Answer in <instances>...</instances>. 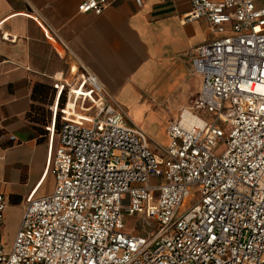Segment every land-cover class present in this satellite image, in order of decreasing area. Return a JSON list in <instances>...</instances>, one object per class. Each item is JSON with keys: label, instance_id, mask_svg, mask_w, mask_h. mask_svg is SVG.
<instances>
[{"label": "built area", "instance_id": "2783aa9c", "mask_svg": "<svg viewBox=\"0 0 264 264\" xmlns=\"http://www.w3.org/2000/svg\"><path fill=\"white\" fill-rule=\"evenodd\" d=\"M188 1L184 20L216 37L193 49L199 90L168 122L162 156L94 76H79L72 87L87 96L69 86L59 110L53 191L27 204L8 253L0 195V264H264V8ZM108 5L79 0L77 12ZM70 100L82 117L67 119ZM125 215L150 223L145 236L125 233Z\"/></svg>", "mask_w": 264, "mask_h": 264}, {"label": "crops", "instance_id": "0c3cea01", "mask_svg": "<svg viewBox=\"0 0 264 264\" xmlns=\"http://www.w3.org/2000/svg\"><path fill=\"white\" fill-rule=\"evenodd\" d=\"M78 3L0 0V195L12 238L27 204L53 191L49 169L69 85L94 76L131 123L167 145L168 122L199 90L193 49L216 37L206 21L184 20L188 0H108L101 15L78 13ZM47 176L52 191L39 194Z\"/></svg>", "mask_w": 264, "mask_h": 264}, {"label": "rangeland", "instance_id": "374dc122", "mask_svg": "<svg viewBox=\"0 0 264 264\" xmlns=\"http://www.w3.org/2000/svg\"><path fill=\"white\" fill-rule=\"evenodd\" d=\"M259 3L263 5L264 0H259ZM71 82H72L71 79L68 80L69 84H71ZM69 86L72 87L73 85L71 84ZM74 88H77V87L74 86ZM146 135L150 140L152 139L151 145H150V149L152 150V152H154L155 154L159 156H162L160 148H163L164 146H166V142L155 140L150 135L148 134ZM223 151H224L223 143L220 141L218 142V152L222 153ZM52 188H53V178L51 176H47L39 190V194L47 195L52 191ZM195 191H197V189H195ZM198 198H199L198 194L195 193L194 198L188 202V209L198 201ZM124 221H125V233L128 235L145 236V232L149 230L150 223L140 216L129 217L125 215ZM1 240H2V243L4 244L5 252L8 253L11 248L12 242H13V238L12 236H10V229H7V231L5 229H2Z\"/></svg>", "mask_w": 264, "mask_h": 264}, {"label": "bare ground", "instance_id": "6f19581e", "mask_svg": "<svg viewBox=\"0 0 264 264\" xmlns=\"http://www.w3.org/2000/svg\"><path fill=\"white\" fill-rule=\"evenodd\" d=\"M85 96H87V93H84ZM71 96V95H70ZM65 114L67 115L68 120H74L75 117L80 118L83 115L80 113L79 108L74 105V103L70 100L67 103V107L64 109ZM188 118H185L187 120Z\"/></svg>", "mask_w": 264, "mask_h": 264}]
</instances>
